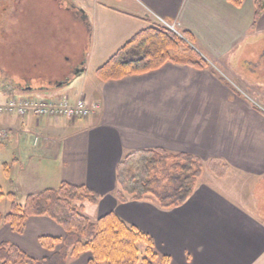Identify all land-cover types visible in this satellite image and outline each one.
I'll use <instances>...</instances> for the list:
<instances>
[{
	"label": "crops",
	"instance_id": "0c3cea01",
	"mask_svg": "<svg viewBox=\"0 0 264 264\" xmlns=\"http://www.w3.org/2000/svg\"><path fill=\"white\" fill-rule=\"evenodd\" d=\"M101 5L123 18L104 22L118 23L120 33L144 29L147 23L140 17L156 23V15L175 24L179 33L192 35L195 49L213 70L168 62L119 80L95 77L86 91L82 86L71 90L85 74L82 70L72 81L27 83L12 91L24 96L73 91V98L99 102L100 109L77 120L0 114V165L9 172L8 178L3 172L0 189L21 200L56 189L62 182L84 185L100 196L88 204L95 210V220L115 213L149 235L156 252L168 257L167 264H264V222L238 184L200 177L190 197L168 209L151 198L125 202L117 198L118 165L131 153L144 151L187 153L202 162L223 163L243 176H264V110L230 84L219 68L236 70L248 47L264 41V11L253 24L254 0H243L240 7L227 0H135L131 8ZM257 98L264 103V93ZM1 202L10 206L7 199ZM5 207L0 213L8 211ZM86 208L84 204L83 211ZM64 234L46 216L28 218L21 234L0 224V244H14L38 260L52 254L38 238ZM90 257L83 253L68 258L67 264H88Z\"/></svg>",
	"mask_w": 264,
	"mask_h": 264
},
{
	"label": "trees",
	"instance_id": "16d2710c",
	"mask_svg": "<svg viewBox=\"0 0 264 264\" xmlns=\"http://www.w3.org/2000/svg\"><path fill=\"white\" fill-rule=\"evenodd\" d=\"M227 1L235 7L243 3V0ZM263 11L264 0H254L253 24ZM140 20L147 26L136 32L95 70L94 75L98 80L105 82L144 74L168 62L196 69H212L195 49L190 33L184 31L180 36L167 26L153 23L146 17H140ZM261 58L264 67V51ZM261 74L264 75V68ZM144 152H151L153 156L139 178L131 177L129 170L121 172L124 160L118 165V200L125 202L151 198L163 209L183 204L201 176L202 161L187 153L172 154L162 150ZM3 172L8 178L5 164ZM99 198V194L90 188L67 182L60 183L56 189L26 195L20 201L14 192L4 193L0 190V202L4 199L11 202L8 211L0 213V224L7 223L13 232L21 234L28 218L46 216L65 233L63 238H38L39 244L52 252L49 257L40 260L30 257L14 244L2 242L0 264H67L68 258H78L83 253L91 256L88 264H167L168 257L156 252L149 235L127 225L115 213L109 212L94 222L90 221L82 213L84 204H95ZM57 244L60 247L55 250ZM139 244H143L141 251Z\"/></svg>",
	"mask_w": 264,
	"mask_h": 264
},
{
	"label": "rangeland",
	"instance_id": "374dc122",
	"mask_svg": "<svg viewBox=\"0 0 264 264\" xmlns=\"http://www.w3.org/2000/svg\"><path fill=\"white\" fill-rule=\"evenodd\" d=\"M22 3L17 14L0 24L1 98L11 96L12 91L25 87L27 83L48 86L51 82L66 78L74 80L75 68L83 70L85 74L71 90L82 86L83 91H86L87 84L96 79L95 70L136 32L129 30L120 33L117 31L119 24L115 21L110 23L111 26L105 24L107 19L123 18L101 5H125L131 8L135 0H27ZM110 38H113L112 43ZM263 45L264 41H261L256 47H248L244 57L248 62L242 58L234 66L236 70L229 72L219 68L224 71L221 72L230 84L248 94L264 110V103L257 98L264 93V75L261 74L264 68L261 58ZM79 75H82V71ZM72 92L69 93L71 97L74 95ZM152 156L151 152L126 156L121 172L129 170L131 177L139 178ZM200 177L231 181L234 186L238 184L244 196L248 195L252 200L259 218L264 222V176L257 179L243 176L223 163L210 161L202 162ZM3 181V168L0 165V186H3ZM85 205L87 208L82 213L91 221L95 220L94 208ZM3 206L9 209L7 202H0V210ZM139 248L141 251L143 244H139Z\"/></svg>",
	"mask_w": 264,
	"mask_h": 264
},
{
	"label": "built area",
	"instance_id": "2783aa9c",
	"mask_svg": "<svg viewBox=\"0 0 264 264\" xmlns=\"http://www.w3.org/2000/svg\"><path fill=\"white\" fill-rule=\"evenodd\" d=\"M156 20L164 24L178 35L175 24L166 23L160 17ZM100 109L99 102L88 103L83 96L71 97L66 93L55 91L48 96L40 94L24 96L15 94L0 100V114H16L20 117L33 115L36 117H62L68 120L84 119Z\"/></svg>",
	"mask_w": 264,
	"mask_h": 264
},
{
	"label": "flooded vegetation",
	"instance_id": "af4514ba",
	"mask_svg": "<svg viewBox=\"0 0 264 264\" xmlns=\"http://www.w3.org/2000/svg\"><path fill=\"white\" fill-rule=\"evenodd\" d=\"M26 2L27 0H0V24H2L6 19L13 17L14 14H17L21 8L19 5ZM22 8L24 9V6ZM80 71L82 70L75 68L73 71L74 76L80 74ZM67 79L71 80L70 78H66V81H68Z\"/></svg>",
	"mask_w": 264,
	"mask_h": 264
},
{
	"label": "water",
	"instance_id": "95a60500",
	"mask_svg": "<svg viewBox=\"0 0 264 264\" xmlns=\"http://www.w3.org/2000/svg\"><path fill=\"white\" fill-rule=\"evenodd\" d=\"M81 72V71H80ZM76 79H77V77H76ZM75 80V79H74Z\"/></svg>",
	"mask_w": 264,
	"mask_h": 264
}]
</instances>
